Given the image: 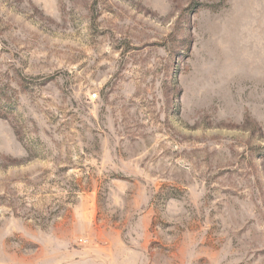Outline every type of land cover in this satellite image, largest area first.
I'll return each mask as SVG.
<instances>
[{"label":"rangeland","instance_id":"rangeland-1","mask_svg":"<svg viewBox=\"0 0 264 264\" xmlns=\"http://www.w3.org/2000/svg\"><path fill=\"white\" fill-rule=\"evenodd\" d=\"M0 264H264V0H0Z\"/></svg>","mask_w":264,"mask_h":264}]
</instances>
